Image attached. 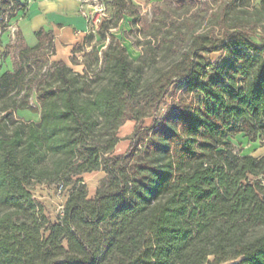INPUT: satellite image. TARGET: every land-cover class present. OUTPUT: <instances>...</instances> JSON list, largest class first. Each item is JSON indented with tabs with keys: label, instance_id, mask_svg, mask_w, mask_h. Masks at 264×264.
Returning a JSON list of instances; mask_svg holds the SVG:
<instances>
[{
	"label": "trees",
	"instance_id": "16d2710c",
	"mask_svg": "<svg viewBox=\"0 0 264 264\" xmlns=\"http://www.w3.org/2000/svg\"><path fill=\"white\" fill-rule=\"evenodd\" d=\"M109 3L98 40L110 41L100 55L87 36L82 71L58 60L38 77L53 44L41 28L0 72V264H264V155L233 142L264 141V0L202 1L197 22L151 32L147 62L112 32L135 3ZM25 6L0 0V30ZM99 170L89 198L84 175ZM43 183L72 185L55 219L35 195Z\"/></svg>",
	"mask_w": 264,
	"mask_h": 264
},
{
	"label": "rangeland",
	"instance_id": "374dc122",
	"mask_svg": "<svg viewBox=\"0 0 264 264\" xmlns=\"http://www.w3.org/2000/svg\"><path fill=\"white\" fill-rule=\"evenodd\" d=\"M106 1V0H105ZM202 1L204 0H147L143 5H128L127 11L123 18L120 19L118 25L112 28V32L122 41L128 48L130 55L137 61L147 62L151 53V48L158 44V40L151 32L158 31L159 27L161 30L171 26V24L180 23L185 25L184 19L189 16L191 21L197 22L199 16L197 12H202ZM215 2L217 0H210ZM107 2V1H106ZM163 3L165 10L162 11L158 5ZM254 3L259 6L260 0H254ZM109 6V2H107ZM110 13L114 11V7L110 4ZM12 8H9L11 11ZM9 13V12H8ZM111 15V14H110ZM164 16H167L165 19ZM166 24H169L165 27ZM200 26V25H199ZM173 27V26H172ZM96 38L93 41L97 42V46L100 49V55L102 49L107 47L110 39L107 38L103 41L98 40V32L95 34ZM262 36V30L258 29L254 35L257 39ZM29 39V38H28ZM35 38H30L29 42ZM0 44L4 51L0 54V72L8 69H13L16 63L19 62V50L23 45H29L27 42L21 38L17 28L14 25H8L3 31L0 30ZM92 44L90 43L87 51H91ZM157 49V48H155ZM219 53H212L211 58L217 59ZM160 57L158 53V58ZM47 64H44L42 68L34 67V72H37L39 78H43L48 73V67L51 62V52L47 55ZM84 54H81L80 58H74L73 64H78L80 59H84ZM92 55L90 56V61L93 62L89 66L88 77L91 79L101 70V62L99 64H94L92 60ZM158 64L163 63L161 59L157 60ZM83 66H80L78 70L77 66L74 69L77 71H82ZM95 79V78H93ZM32 103L36 105L35 93L32 94ZM18 117H22L26 120H36L40 119L39 113L33 112L29 109H18L16 111ZM150 119L148 120V122ZM136 126V122L133 120L126 121L118 130V136L120 140L115 147V153H123L128 149L130 140L129 136ZM234 147L236 152L240 154H253L255 156L264 155V141L258 140L256 142H251L248 140L247 136L241 134L233 139ZM105 172L103 170L94 171L91 173H86L84 175L88 197H93L98 188L102 185ZM72 185L63 189L62 192L58 191L54 184H40L35 188V195L38 199L42 200L45 205L48 214L53 219L57 218L61 213V207L65 204L68 195L70 193V188Z\"/></svg>",
	"mask_w": 264,
	"mask_h": 264
},
{
	"label": "crops",
	"instance_id": "0c3cea01",
	"mask_svg": "<svg viewBox=\"0 0 264 264\" xmlns=\"http://www.w3.org/2000/svg\"><path fill=\"white\" fill-rule=\"evenodd\" d=\"M26 6L19 10L17 15L11 20L21 38L27 44L37 43L35 32L41 28H46L53 33V44L51 59L53 61L62 60L68 65L83 66L80 59L78 64H73V59L80 58L84 50L88 49L86 42L89 24L87 18L80 12L81 0H24ZM113 2L114 0H106ZM137 5H143L147 0H126ZM110 6V4H109ZM30 38H35L29 42ZM80 45L82 49H76Z\"/></svg>",
	"mask_w": 264,
	"mask_h": 264
},
{
	"label": "built area",
	"instance_id": "2783aa9c",
	"mask_svg": "<svg viewBox=\"0 0 264 264\" xmlns=\"http://www.w3.org/2000/svg\"><path fill=\"white\" fill-rule=\"evenodd\" d=\"M81 1L82 6L80 12L87 18L89 24L87 36L90 34H96L102 27L103 23L110 18L111 13L109 6L105 0Z\"/></svg>",
	"mask_w": 264,
	"mask_h": 264
}]
</instances>
